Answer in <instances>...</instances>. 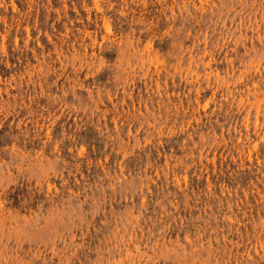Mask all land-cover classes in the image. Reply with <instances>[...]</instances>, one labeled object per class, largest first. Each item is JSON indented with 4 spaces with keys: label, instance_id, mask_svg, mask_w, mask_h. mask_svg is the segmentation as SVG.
<instances>
[{
    "label": "rangeland",
    "instance_id": "374dc122",
    "mask_svg": "<svg viewBox=\"0 0 264 264\" xmlns=\"http://www.w3.org/2000/svg\"><path fill=\"white\" fill-rule=\"evenodd\" d=\"M0 264H264V0H0Z\"/></svg>",
    "mask_w": 264,
    "mask_h": 264
}]
</instances>
